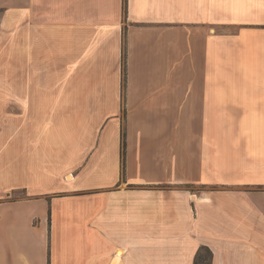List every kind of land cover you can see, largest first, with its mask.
Masks as SVG:
<instances>
[{
    "label": "crops",
    "instance_id": "crops-1",
    "mask_svg": "<svg viewBox=\"0 0 264 264\" xmlns=\"http://www.w3.org/2000/svg\"><path fill=\"white\" fill-rule=\"evenodd\" d=\"M0 9L21 33L0 86L6 264H194L201 246L264 264V0ZM224 125L260 127V151L224 150Z\"/></svg>",
    "mask_w": 264,
    "mask_h": 264
},
{
    "label": "rangeland",
    "instance_id": "rangeland-1",
    "mask_svg": "<svg viewBox=\"0 0 264 264\" xmlns=\"http://www.w3.org/2000/svg\"><path fill=\"white\" fill-rule=\"evenodd\" d=\"M5 13H4V9H0V86H5L6 85V78H5V71H6V54L10 53L11 55L15 53H20V23L17 24V28L13 29V28H8V26H6L5 23ZM7 27V28H6ZM14 66L15 69L20 70V62H14ZM16 80V78H15ZM1 96V95H0ZM2 99H0L1 102ZM8 111L5 110H1L0 109V117H5L6 113ZM20 113L21 111H13V117L17 118L20 117ZM257 128L260 127H254V126H249V127H241V126H227L224 125L223 126V135L227 134V133H231V134H236L237 135V140L236 141H230V140H226V142H223V148L224 150H228V151H234V150H239V151H243L244 150H250V151H254V152H258L260 151L261 147H262V143L259 137H257ZM243 133H246L245 135H242ZM251 134L250 137H248V135ZM233 159V157H232ZM258 159H254V161H257ZM5 175V174H4ZM0 177V179H5V176ZM73 180V179H72ZM253 189L255 190H262L264 187L261 185H253L252 186ZM189 190H191L192 193L194 192H199L198 188H194L191 187L189 188ZM25 195L24 193L21 192H17L14 193V195L12 196V198H10L11 200L15 201L19 198H22V196L20 195ZM7 197H1L0 198V203H7L5 201ZM10 200V201H11ZM35 225H37V221H35ZM6 260V256H5V252H0V264H6L5 262Z\"/></svg>",
    "mask_w": 264,
    "mask_h": 264
},
{
    "label": "trees",
    "instance_id": "trees-1",
    "mask_svg": "<svg viewBox=\"0 0 264 264\" xmlns=\"http://www.w3.org/2000/svg\"><path fill=\"white\" fill-rule=\"evenodd\" d=\"M213 252L208 246H201L194 264H212Z\"/></svg>",
    "mask_w": 264,
    "mask_h": 264
}]
</instances>
